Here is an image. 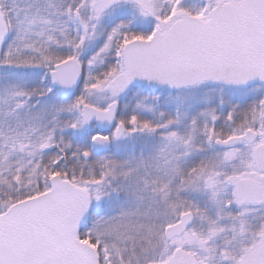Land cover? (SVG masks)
<instances>
[{"label": "snow or ice", "instance_id": "1", "mask_svg": "<svg viewBox=\"0 0 264 264\" xmlns=\"http://www.w3.org/2000/svg\"><path fill=\"white\" fill-rule=\"evenodd\" d=\"M0 264H264V0H0Z\"/></svg>", "mask_w": 264, "mask_h": 264}]
</instances>
